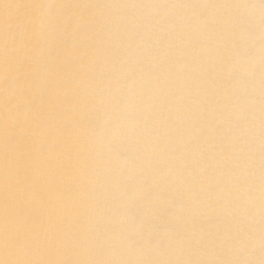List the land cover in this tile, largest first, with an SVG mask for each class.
<instances>
[{"label": "snow or ice", "instance_id": "obj_1", "mask_svg": "<svg viewBox=\"0 0 264 264\" xmlns=\"http://www.w3.org/2000/svg\"><path fill=\"white\" fill-rule=\"evenodd\" d=\"M0 264H264V0H0Z\"/></svg>", "mask_w": 264, "mask_h": 264}]
</instances>
